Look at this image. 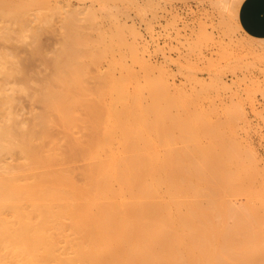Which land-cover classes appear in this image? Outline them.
<instances>
[{
  "label": "rangeland",
  "instance_id": "1",
  "mask_svg": "<svg viewBox=\"0 0 264 264\" xmlns=\"http://www.w3.org/2000/svg\"><path fill=\"white\" fill-rule=\"evenodd\" d=\"M0 7V42L4 43H0V54L11 59H0L7 67V71L0 70V122L9 130L1 141L13 146L0 153V158L12 163L13 173H28L34 167L19 145L23 132L45 114L47 133L40 144L54 141L62 155L56 166L70 170L76 181H82L86 149L67 136L60 111L50 107L46 98L53 94L57 103L69 98L75 118H91L85 100L99 92L108 97L112 77L124 79L128 88L145 93L149 100V90L157 84L183 93L192 110L203 112L202 118L176 122L188 130L165 122L173 127L167 129L168 136L157 140L155 148L196 153L197 158L202 156L201 166L209 169L211 161L213 170L221 158L234 168L240 164L239 157L245 163L241 162L237 173L240 170L244 176L248 167L255 171L256 181L254 175L250 177L254 172L240 175L248 186L257 188L244 187L247 184L240 182L239 175V183L234 179L237 185L264 197V17L249 0H0ZM104 116L105 112H98V118ZM71 132L82 141L89 134L87 127L80 125ZM221 152L237 154L235 164L230 161L232 156L226 159ZM221 164L219 168L225 169L227 176L231 170ZM224 173L218 170V175ZM224 178L220 176L219 182L226 184ZM248 179L255 183L251 185ZM219 182L213 185H221ZM228 184L232 189L241 188ZM229 188L224 191L225 198H229ZM244 191L230 192V199L236 198L235 204L240 200L247 203ZM253 193L251 199L257 196ZM258 211L264 216L261 208Z\"/></svg>",
  "mask_w": 264,
  "mask_h": 264
},
{
  "label": "bare ground",
  "instance_id": "2",
  "mask_svg": "<svg viewBox=\"0 0 264 264\" xmlns=\"http://www.w3.org/2000/svg\"><path fill=\"white\" fill-rule=\"evenodd\" d=\"M4 65L0 62V70L7 69ZM109 80L108 97L99 92L85 100L91 118H75L69 98L59 103L53 94L46 98L50 107L60 111L67 136L86 149L82 181L56 166L62 155L54 141L40 144L47 133L45 114L21 136L20 149L34 164L31 171L15 174L12 163L0 158V264H264V216L258 211H264V197L253 193L251 188L257 186H248L243 178L254 172L250 177L256 181L257 173L250 171L249 164L248 173L244 167V176L240 170L237 173L243 160L234 153L232 158L221 152L233 163L237 157L240 161L231 168L227 160V165L219 160L231 170L226 176L221 163L216 170L210 168L211 161L209 169L202 167V156L199 162L196 153L155 148L157 140L169 135L171 125L165 122L175 125L180 118H202L203 112L192 110L183 93L170 92L163 83L151 87L149 100L145 93L128 88L124 79ZM98 112L105 116L98 118ZM182 123L176 124L188 130ZM76 125L87 127L85 141L71 132ZM7 132L8 126L0 122V153L13 148L12 142L1 141ZM220 176L226 184L219 185ZM232 179L251 187L252 191H244L240 185L247 203L240 200L237 205L236 198L230 199L229 195L241 192L239 181ZM228 188L232 190L225 198ZM246 190L258 197L251 199Z\"/></svg>",
  "mask_w": 264,
  "mask_h": 264
},
{
  "label": "crops",
  "instance_id": "3",
  "mask_svg": "<svg viewBox=\"0 0 264 264\" xmlns=\"http://www.w3.org/2000/svg\"><path fill=\"white\" fill-rule=\"evenodd\" d=\"M249 3H251L259 15H263L264 17V0H249Z\"/></svg>",
  "mask_w": 264,
  "mask_h": 264
}]
</instances>
